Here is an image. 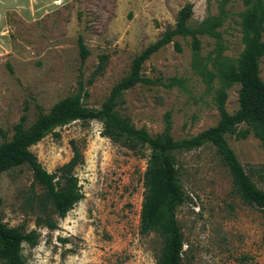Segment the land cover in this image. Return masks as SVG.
I'll return each instance as SVG.
<instances>
[{
    "label": "rangeland",
    "instance_id": "rangeland-1",
    "mask_svg": "<svg viewBox=\"0 0 264 264\" xmlns=\"http://www.w3.org/2000/svg\"><path fill=\"white\" fill-rule=\"evenodd\" d=\"M45 1L44 13L33 19L11 6L21 0H0V131L8 138L21 115L28 127L38 106L48 112L80 84L83 103L100 107L133 58L175 24L188 2L193 6L187 25L206 26L215 34L175 35L142 64L141 75L150 82L125 90L116 109L151 134L168 121L171 135L182 139L215 125L220 105L227 113L238 108L239 84L231 73L248 26L261 14L264 28V0H54L51 10V1ZM79 36L89 50L83 61ZM260 76L264 80V56ZM226 138L264 190L259 139L252 132ZM72 142L83 158L73 170L83 197L65 217L53 215L54 229L35 224L42 188L31 170L21 165L0 173V217L38 234L35 245L23 243L25 263L155 264L163 240L157 233L139 232L149 149L114 142L95 119L58 126L30 149L54 172L73 155ZM175 156L178 180L189 196L176 210L183 264H264V211L241 198L216 147L207 143Z\"/></svg>",
    "mask_w": 264,
    "mask_h": 264
},
{
    "label": "trees",
    "instance_id": "trees-1",
    "mask_svg": "<svg viewBox=\"0 0 264 264\" xmlns=\"http://www.w3.org/2000/svg\"><path fill=\"white\" fill-rule=\"evenodd\" d=\"M192 6L188 2L181 7L175 24L166 28L159 38L133 58L129 72L112 87L100 107H89L83 103L80 84L75 93L55 102L48 112H43L38 106L37 117L28 127H25V114L21 115L13 126L10 138L0 131V173L26 165L32 172L33 182L42 188V193L37 196L36 225L54 229L56 220L53 215L65 217L83 197L77 176L73 173L83 158L72 142L71 158L54 172H48L30 147L58 126L92 119L102 123V134L114 142L131 149L147 147L150 151L143 173L139 232L143 235L154 232L161 236L163 249L155 264H183L184 240L176 210L189 196L178 180L177 151H191L207 143L215 146L231 172L241 198L264 211V190L258 188L245 171L226 138L227 134L243 138L252 132L264 146V80L260 76V59L264 56L263 14L248 26L244 49L237 68L231 73V79L239 84V106L233 113H227L220 105V119L215 125L193 136L175 139L168 121L161 132L151 134L144 126L133 125L116 109L125 90L139 82H150L141 75L142 64L171 42L175 35L215 34L212 28L206 26L192 28L187 25ZM78 46L83 61L89 55V50L81 36L78 37ZM176 49H180L177 44ZM242 124L246 125L244 129L240 128ZM37 237L35 229L24 231L19 226H9L0 217V264H26L21 253L23 243L35 245Z\"/></svg>",
    "mask_w": 264,
    "mask_h": 264
},
{
    "label": "crops",
    "instance_id": "crops-1",
    "mask_svg": "<svg viewBox=\"0 0 264 264\" xmlns=\"http://www.w3.org/2000/svg\"><path fill=\"white\" fill-rule=\"evenodd\" d=\"M50 6L49 10L54 8V5L52 4V1L50 0ZM63 2V0H60ZM60 1L57 4H60ZM46 5L45 0H21L20 6L11 5L13 8L18 10L20 13L22 12L24 16L26 17H32L33 19L40 14L44 13V7ZM38 14V15H37Z\"/></svg>",
    "mask_w": 264,
    "mask_h": 264
}]
</instances>
